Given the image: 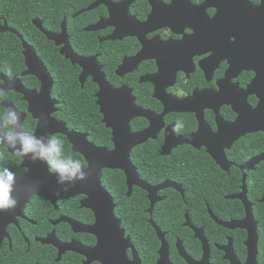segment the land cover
Returning a JSON list of instances; mask_svg holds the SVG:
<instances>
[{"label": "flooded vegetation", "instance_id": "obj_1", "mask_svg": "<svg viewBox=\"0 0 264 264\" xmlns=\"http://www.w3.org/2000/svg\"><path fill=\"white\" fill-rule=\"evenodd\" d=\"M57 2L74 12L33 17L35 31L26 38L0 26L18 37L23 56V70L12 71L11 81L0 64V88L7 93L0 118L14 108L25 132L62 139L65 156L84 162L85 171L90 164L77 146L110 153L114 137L150 127L138 110L161 119L154 136L128 144L127 168L100 170L106 199L99 192L29 195L46 170L0 146V171L15 173L19 201L10 216L0 217V264H137V258L140 264H264V0ZM82 35L95 40L94 49L83 50ZM24 44L39 61L37 75L27 73ZM72 57L91 59L85 78L86 65ZM70 67L76 76L66 74ZM93 67L112 90H128L121 99L103 93L106 115ZM154 76L155 82L146 81ZM76 82L80 90L94 86L88 98L98 113L89 129L73 122L75 113L61 97ZM245 118L254 123L241 126ZM180 122L181 130L173 131ZM143 157L151 160L138 163ZM138 192L145 199L139 227ZM109 213L112 222L103 219L104 230H95L99 215Z\"/></svg>", "mask_w": 264, "mask_h": 264}, {"label": "trees", "instance_id": "obj_2", "mask_svg": "<svg viewBox=\"0 0 264 264\" xmlns=\"http://www.w3.org/2000/svg\"><path fill=\"white\" fill-rule=\"evenodd\" d=\"M62 3L63 2H57V0H0V26L3 24L8 27L11 26L17 29L26 38L28 33L35 31L34 26L31 23V19L33 17H41V14L49 11H55L57 14H63V11H70V13L67 14L69 17L71 13L74 12L75 9H64V4ZM59 18L61 17L59 16ZM82 37L86 38V42L82 41L81 44H87L84 45V47H86L85 49H81L84 51L89 50L90 48L94 49L95 46L93 43H95V40L88 35H82ZM40 39V37H37L38 45L40 43L42 44ZM49 49L52 51L53 58L59 57L51 45L49 46ZM21 50L20 40L15 34L0 32V64L3 70H8L9 67L16 73L23 70V56L21 54ZM52 63H54V66L60 65L65 67L68 65L63 61H54ZM116 63L117 61L114 62V64ZM65 70L66 74L71 73L72 77L76 76L78 73L77 70L71 67ZM72 85L74 86V89H68L63 92L61 97L65 100L68 106H71L70 109L75 113V121L73 122H75V124L81 129L84 128L83 124L87 127L86 129H89V125H91V115L98 113L97 107L94 105L93 98H88V95L93 92L94 86L88 83L85 85L83 90H80L77 82ZM105 143H107V140H104L101 144ZM146 147L150 149L148 146ZM150 160L151 159L143 157L138 159L137 162H149ZM139 192L137 193V203H139L137 204V227L145 224V217H142L144 215L142 210L145 204V199L142 194H139Z\"/></svg>", "mask_w": 264, "mask_h": 264}, {"label": "water", "instance_id": "obj_3", "mask_svg": "<svg viewBox=\"0 0 264 264\" xmlns=\"http://www.w3.org/2000/svg\"><path fill=\"white\" fill-rule=\"evenodd\" d=\"M90 29H92V28H90ZM24 47L26 49L24 52V55L26 58L27 66L29 68V71L27 73H35L36 74V72L33 68L35 65L34 61H37V62H39V61H38V59H36L35 55L33 54L32 49L30 47H28L26 44H24ZM72 60L86 65V69H85V72H84L83 77H82V78H85L87 76L86 74L88 73L87 64L91 62V59L90 60H87V59L83 60V59H78V58L72 57ZM38 71H40V69ZM90 73H92L94 80L100 84V92L98 93V96H100V100L98 103L102 106L101 112H104L106 115V112H107L106 111V105L103 106L102 102H101V96L103 95V93L106 92L107 90H110L112 92V94H114L116 97L120 96L118 98L121 99V98H124V95H127L126 91H128V90L125 88L120 89V90H115V91L112 90L111 87L108 85V83L105 81L103 74L100 72L99 69L97 71L96 67H93V72H90ZM141 80L143 81V79H141ZM146 81H154L155 82V76L151 77L150 79H148ZM137 115L147 117V119L150 121V127L147 128L145 131L136 133L134 135L127 136L126 134H122V135H118V136L114 137L116 147H115V150L113 152L106 153L103 151V149H100V148L96 149L91 144L90 145L82 144V147L77 146L78 149L83 152V155L85 156L86 160L90 164L87 171L91 172V174L93 175V181L92 180H86V182L81 183L78 180V181H76L75 187H69V191L64 192L62 189L65 187V185L58 184L57 183V176L56 175H50L47 171L48 170L47 164L40 162L39 169H44L46 171L43 174L44 179L42 181L40 180L36 183V185L39 186L38 187L39 190L35 191V193H38V194L41 193V194H44L51 199H55L58 192L60 194L63 193L64 196H61L59 194L61 197H69V196H73V195H76V194H79L82 192H86L91 197V195H93V193L99 192L103 196L102 198L106 199L105 196L107 194L105 193V191L102 189V187L99 185V182H98L100 170L104 167L127 168L128 164H126L127 163L126 161H128V163H129V160L127 157L128 154H126V149L128 147V144H130L132 142H133V145L138 144V143H143L148 138L154 136V133H155L154 124H156V123L158 124V121L161 119V116L150 115L146 111H141V110L137 111ZM159 123H160V121H159ZM253 123H254V121L249 119V118L240 119V122H239V124H241V126H244V127L251 126ZM61 129H62V127H61ZM256 129L257 128H254V130H256ZM56 131L61 132V130H56ZM67 135H68L69 139H71L76 145H77V142L81 143V141H82L81 136H79L78 134L68 133ZM93 149H94V151L89 152V150H93ZM93 152H95L97 154V156H96L97 158L92 154ZM116 157H117V159H115ZM97 161H98L99 165H101V166H99L97 164ZM39 171H41V170H39ZM94 173L98 174V176L94 175ZM32 178H31V176L29 177V179H28L29 183L32 181ZM138 184H140V186H142V187H146L145 184L142 182H140ZM84 185H85V187H83ZM83 188H88V190L83 189ZM33 192L34 191L29 192V195H31ZM11 211L12 210H9L7 212L0 211V217L5 218V217L10 216ZM111 215L112 214H110L109 216H105L103 218H102V215H99L101 217V219L97 220V223L94 226L95 230L100 228V225L103 228V229H101V231L104 230L105 224H104L103 219H107L109 217V220L112 222V216L113 215L112 216ZM115 226H117V224H115ZM101 231H100V233H101ZM101 243H102V238H100V244ZM137 264H140L138 258H137Z\"/></svg>", "mask_w": 264, "mask_h": 264}, {"label": "clouds", "instance_id": "obj_4", "mask_svg": "<svg viewBox=\"0 0 264 264\" xmlns=\"http://www.w3.org/2000/svg\"><path fill=\"white\" fill-rule=\"evenodd\" d=\"M9 80H12V70L7 71ZM14 83V81H13ZM6 90L0 88V98L6 97ZM183 127L180 122L173 129L179 132ZM0 146L11 148L17 156L28 157L31 162L46 163L50 173L57 176V183L65 185L64 192L69 187H75L76 181H85L91 172L85 171L86 165L81 160L65 156L63 140L57 136H39L25 132L21 123V115L14 108H7L0 118ZM5 159L4 152H0V160ZM16 185L15 173L8 168L0 171V211L15 210L19 201L13 196ZM35 194V191L32 193ZM60 193L58 192L57 195Z\"/></svg>", "mask_w": 264, "mask_h": 264}]
</instances>
